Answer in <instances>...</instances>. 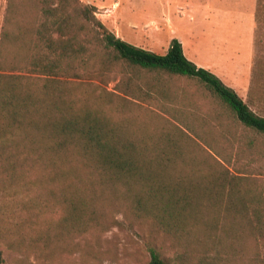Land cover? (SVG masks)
<instances>
[{"label":"trees","instance_id":"1","mask_svg":"<svg viewBox=\"0 0 264 264\" xmlns=\"http://www.w3.org/2000/svg\"><path fill=\"white\" fill-rule=\"evenodd\" d=\"M141 102L164 115L150 110L141 119ZM260 175L264 116L190 61L178 40L159 54L116 36L81 0H7L0 32L7 248L45 264L73 236L83 248L91 234L128 226L147 234V264L187 256L196 264H264Z\"/></svg>","mask_w":264,"mask_h":264},{"label":"rangeland","instance_id":"2","mask_svg":"<svg viewBox=\"0 0 264 264\" xmlns=\"http://www.w3.org/2000/svg\"><path fill=\"white\" fill-rule=\"evenodd\" d=\"M81 1L94 6L95 16L131 44L164 54L171 41L178 40L190 61L214 73L264 116V0ZM6 2L0 0V32ZM115 83L105 87L111 90ZM135 108V114L144 120L153 115L150 110L164 115L142 102ZM11 200V196L0 195V218L8 213L3 203L10 208ZM4 220L1 227H5ZM147 239L138 228L114 226L89 235L85 252L83 239L73 236L65 249L53 250L45 264H147ZM0 251L1 264H35L32 254L9 249L1 241ZM168 255L176 257L172 250ZM194 261L196 257L187 256L185 261L174 259L173 264H196Z\"/></svg>","mask_w":264,"mask_h":264}]
</instances>
